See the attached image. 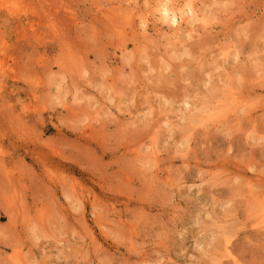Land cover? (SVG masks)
Here are the masks:
<instances>
[{
  "label": "rangeland",
  "instance_id": "rangeland-1",
  "mask_svg": "<svg viewBox=\"0 0 264 264\" xmlns=\"http://www.w3.org/2000/svg\"><path fill=\"white\" fill-rule=\"evenodd\" d=\"M0 0V264H264V0Z\"/></svg>",
  "mask_w": 264,
  "mask_h": 264
},
{
  "label": "bare ground",
  "instance_id": "bare-ground-1",
  "mask_svg": "<svg viewBox=\"0 0 264 264\" xmlns=\"http://www.w3.org/2000/svg\"><path fill=\"white\" fill-rule=\"evenodd\" d=\"M156 8L160 13L161 19L174 27L179 23V19L185 14L189 15V13L192 12L188 2H185L183 6L179 8V11H177L168 5V0H157Z\"/></svg>",
  "mask_w": 264,
  "mask_h": 264
}]
</instances>
